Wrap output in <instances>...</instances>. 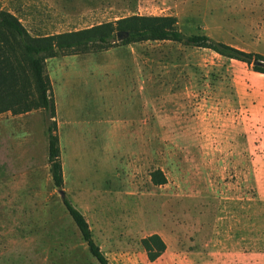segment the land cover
Returning a JSON list of instances; mask_svg holds the SVG:
<instances>
[{
    "label": "rangeland",
    "instance_id": "1",
    "mask_svg": "<svg viewBox=\"0 0 264 264\" xmlns=\"http://www.w3.org/2000/svg\"><path fill=\"white\" fill-rule=\"evenodd\" d=\"M81 1L0 0V9L32 36L132 16L174 17L186 35L264 56V0ZM45 70L63 190L109 264H209L216 234L225 247L226 201L257 197L264 74L170 41L59 55ZM49 124L42 109L0 114V264H99L53 185ZM158 171L167 180L161 186L152 181ZM248 203L235 216L247 220L235 233L242 241L235 251H263V211ZM217 220L219 233L211 228ZM153 234L167 249L150 262L141 240Z\"/></svg>",
    "mask_w": 264,
    "mask_h": 264
},
{
    "label": "trees",
    "instance_id": "2",
    "mask_svg": "<svg viewBox=\"0 0 264 264\" xmlns=\"http://www.w3.org/2000/svg\"><path fill=\"white\" fill-rule=\"evenodd\" d=\"M177 23L174 17L132 16L76 32L32 36L15 15L0 9V114L8 111L15 114L27 113L37 109H42L47 114L50 121L47 129L48 161L53 185L58 192H63L61 197L66 211L90 254L99 264H109V261L93 240L87 219L63 190L56 105L45 63L59 55H77L88 53L92 49L106 50L117 44L170 41L209 49L224 58L252 65L255 72L264 74V65H254L255 62L264 63V56L245 52L206 35H186L178 29ZM119 34L123 37L122 40L118 39ZM158 174L160 178L157 177ZM152 181L158 186L167 183L161 171L152 175ZM141 244L150 262L157 261L167 249L166 243L158 234L142 239Z\"/></svg>",
    "mask_w": 264,
    "mask_h": 264
},
{
    "label": "crops",
    "instance_id": "3",
    "mask_svg": "<svg viewBox=\"0 0 264 264\" xmlns=\"http://www.w3.org/2000/svg\"><path fill=\"white\" fill-rule=\"evenodd\" d=\"M77 1V0H76ZM51 6H59L61 1L59 2H50ZM63 4V3H62ZM78 6H82V1L78 0ZM263 133H264V111H263ZM264 139V135H263ZM250 147H248L249 149ZM249 152V150H248ZM263 154L256 156L254 158V163H259L264 165V141H263ZM259 172H256L254 175L256 176V195L255 198H250L248 196H243L241 199L242 201H236L232 199L231 201L228 200L225 203V209L227 213V218L224 221L225 226V233H226V240H225V247L224 250H220L219 247V237L216 234L215 240H213V246L210 251L209 255V264H264V250L263 251H235V247L241 241L240 236H236L235 233L238 232V227L242 228V226L247 222L245 219H236L235 216L241 213L242 215L244 212L249 211V201L253 200V204L258 206V210L260 209L263 211V228H264V170L260 167ZM246 200V201H245ZM222 204V202H220ZM240 205V207H239ZM259 205H262L263 208H260ZM239 207V208H238ZM244 217V216H242ZM240 224V225H239ZM220 221L212 222L211 228L214 230L215 233H219V228L221 227ZM243 230V229H242ZM243 239V238H242ZM257 243L259 245L264 246V230L262 236H257Z\"/></svg>",
    "mask_w": 264,
    "mask_h": 264
},
{
    "label": "water",
    "instance_id": "4",
    "mask_svg": "<svg viewBox=\"0 0 264 264\" xmlns=\"http://www.w3.org/2000/svg\"><path fill=\"white\" fill-rule=\"evenodd\" d=\"M122 38L123 37L119 34L118 35V39L122 40ZM254 65H264V63L263 62H255ZM59 193H60L61 196H63V192H59Z\"/></svg>",
    "mask_w": 264,
    "mask_h": 264
}]
</instances>
